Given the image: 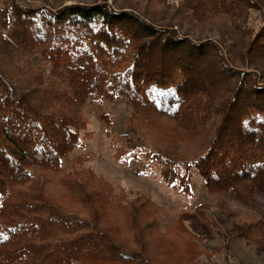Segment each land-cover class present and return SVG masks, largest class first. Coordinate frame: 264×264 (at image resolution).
<instances>
[{
  "label": "trees",
  "instance_id": "16d2710c",
  "mask_svg": "<svg viewBox=\"0 0 264 264\" xmlns=\"http://www.w3.org/2000/svg\"><path fill=\"white\" fill-rule=\"evenodd\" d=\"M155 1L144 2L150 7ZM108 2L53 12L25 0H0V264H157L146 247L171 249L166 244L178 224L164 231L161 208L152 199L126 202L125 194L116 197L113 186L92 170L64 173V161L84 143L83 108L92 95L129 103L132 115L124 138L134 148L135 141L142 142L149 149L146 158L162 166L165 182L184 194H193L195 173L213 200L264 194L260 3L182 0L175 13L180 18L181 9L191 10L181 20L199 23L231 15L240 34L260 28L241 54L250 71H238L215 44L194 42L168 24L158 26L149 14ZM156 5L168 7V1ZM254 13L261 14L256 28L249 19ZM38 16L50 27L35 28ZM35 58L49 66V75L37 69ZM136 117L153 123L168 119L182 133L157 130L169 141L152 145L137 129ZM58 174L64 175L72 206L54 200V188L48 191ZM73 203L86 208L89 217L68 213ZM201 219L219 228L208 213ZM183 232L206 243L202 236ZM130 233L141 240H134L141 252L128 247ZM254 234L247 227L232 238L249 243ZM148 235L156 237L153 245L142 241Z\"/></svg>",
  "mask_w": 264,
  "mask_h": 264
},
{
  "label": "rangeland",
  "instance_id": "374dc122",
  "mask_svg": "<svg viewBox=\"0 0 264 264\" xmlns=\"http://www.w3.org/2000/svg\"><path fill=\"white\" fill-rule=\"evenodd\" d=\"M28 4H38L55 12L57 9L74 4L92 5L103 2V0H25ZM113 7H127L137 11L141 15H151L157 19L158 26L168 24L180 35L194 42H211L215 44L222 53L228 64L235 70L250 71L249 66L242 63L241 54L244 47L254 41L257 31L244 34L237 33L232 24L231 15L217 14L208 22L199 23L190 19L182 21L192 15L191 10L181 9L180 18H175V13L180 10L182 0H166L167 6H159L157 0L148 7L145 0H108ZM153 2L154 0H150ZM264 10V0H257ZM239 14V13H238ZM261 14L254 13L249 19H253L255 25L259 26ZM162 24V25H161ZM252 25V24H251ZM50 27L47 19L38 16L35 28ZM60 26V25H59ZM253 27V25H252ZM248 31V30H246ZM0 30V35H1ZM245 34H250L245 36ZM35 66L41 73L49 75V66L43 64L39 58L34 59ZM19 79V77H18ZM102 100V103L98 102ZM96 98L90 96V102L83 108V119L87 123L83 145L66 161H64V173L70 170L86 171L92 170L109 182L114 188L116 197L124 195V200L136 201L139 198H150L161 208L160 223L162 229L167 231L168 225L173 226L174 234L171 235L166 244L171 249L156 247L155 236L148 235L142 238L147 242L149 249L144 252L157 264L169 262L171 264H264V194H254L243 200L236 199L231 194H225L219 200L210 199L207 190L203 186L202 179L195 173V188L192 195L184 194L180 188L169 185L162 178V166L155 161L148 160L145 154L149 149L142 146V142L135 141L134 148L126 138L127 123L132 115L130 105L125 100L107 101L103 96ZM136 127L142 133L147 142L152 145H166L167 138L159 136L157 130H179L172 121L161 118L157 123L136 117ZM87 135V136H86ZM134 141L135 136L130 135ZM181 145L178 144V146ZM182 149V147H181ZM184 158V157H176ZM34 174L36 169H34ZM63 173V174H64ZM58 174L48 187L55 189L54 200L67 206H72V199L64 183V175ZM179 186V185H178ZM72 210L68 213L80 215L83 219L89 217V211L73 203ZM112 214L119 213L114 208L109 209ZM67 213V212H66ZM143 219H148V212H143ZM209 216L217 222L215 225H207L201 216ZM73 214V215H74ZM254 231V238L249 243L239 238H232L233 233L245 228ZM185 229L193 234L202 236L206 243L190 240L183 232ZM216 229V230H215ZM221 233L228 236L224 240ZM128 234L132 251L141 252L134 240L135 233ZM185 240V241H182ZM154 240V241H153ZM139 243V242H138ZM199 243V244H198Z\"/></svg>",
  "mask_w": 264,
  "mask_h": 264
}]
</instances>
